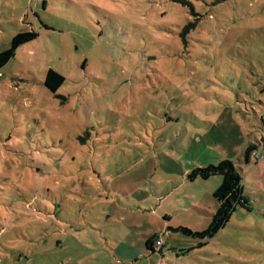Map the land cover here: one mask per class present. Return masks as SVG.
<instances>
[{"label":"rangeland","instance_id":"374dc122","mask_svg":"<svg viewBox=\"0 0 264 264\" xmlns=\"http://www.w3.org/2000/svg\"><path fill=\"white\" fill-rule=\"evenodd\" d=\"M31 31L0 69V264H264V0H0V52ZM248 141L252 209L172 230L216 209L186 174Z\"/></svg>","mask_w":264,"mask_h":264},{"label":"trees","instance_id":"16d2710c","mask_svg":"<svg viewBox=\"0 0 264 264\" xmlns=\"http://www.w3.org/2000/svg\"><path fill=\"white\" fill-rule=\"evenodd\" d=\"M188 24L184 27L182 36L186 43V35L191 32L194 25ZM38 32H21L16 34L11 41V46L0 52V69L3 68L14 56L18 47L28 43L38 37ZM65 77L58 71L50 68L47 71L44 84L45 86L56 93L58 89L64 84ZM257 145L249 142L243 150V158L241 157L237 162L229 159L222 160L218 164H210L203 167H195L186 174L189 181L197 178L209 179L212 176L219 175L222 178L221 184L214 192V197L218 200V208L212 215V219L208 227L202 232H193L192 229L186 226H178L172 230L182 233L185 236L198 240L199 247H203L210 239L215 237L223 227L231 219L233 212L238 207L252 209V202L250 198L244 193L243 178L241 176L240 164L243 162L249 163L254 157L252 153L257 152ZM158 234L146 240V246L151 252H155L154 244L158 240ZM191 251V249H190ZM187 252V250H186ZM179 256L180 254L177 253Z\"/></svg>","mask_w":264,"mask_h":264},{"label":"crops","instance_id":"0c3cea01","mask_svg":"<svg viewBox=\"0 0 264 264\" xmlns=\"http://www.w3.org/2000/svg\"><path fill=\"white\" fill-rule=\"evenodd\" d=\"M245 148V147H244ZM244 148H243V150H244ZM256 159H258V158H256ZM224 160V159H223ZM252 160H253V158H252ZM220 161H222V160H220ZM216 176H218V177H220V178H217V180H215V184H216V186H220V184H221V181H222V178H221V176H219V175H216ZM216 176H212V177H216ZM211 178V177H210ZM207 180V179H206ZM214 194V193H213ZM215 198V197H214ZM216 199V198H215ZM216 209H215V211L217 210V208H218V205H219V203H218V200L216 199ZM215 211H213L212 213H211V216L215 213ZM171 219V215H170V217H165V222L166 221H169ZM212 219V218H211ZM210 223V222H209Z\"/></svg>","mask_w":264,"mask_h":264},{"label":"built area","instance_id":"2783aa9c","mask_svg":"<svg viewBox=\"0 0 264 264\" xmlns=\"http://www.w3.org/2000/svg\"><path fill=\"white\" fill-rule=\"evenodd\" d=\"M254 156H255V157H259V153H258V152H254ZM162 245H163V240L158 239V240L156 241V243L154 244L155 251H157V249H159V247L162 246Z\"/></svg>","mask_w":264,"mask_h":264}]
</instances>
